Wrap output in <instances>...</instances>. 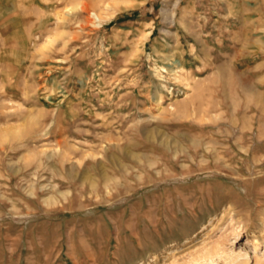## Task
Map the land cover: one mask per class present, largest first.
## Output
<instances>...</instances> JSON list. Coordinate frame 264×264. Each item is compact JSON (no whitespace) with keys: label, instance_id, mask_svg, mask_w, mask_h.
Masks as SVG:
<instances>
[{"label":"rangeland","instance_id":"rangeland-1","mask_svg":"<svg viewBox=\"0 0 264 264\" xmlns=\"http://www.w3.org/2000/svg\"><path fill=\"white\" fill-rule=\"evenodd\" d=\"M0 264H264V0H0Z\"/></svg>","mask_w":264,"mask_h":264},{"label":"bare ground","instance_id":"bare-ground-1","mask_svg":"<svg viewBox=\"0 0 264 264\" xmlns=\"http://www.w3.org/2000/svg\"><path fill=\"white\" fill-rule=\"evenodd\" d=\"M215 249V248H214Z\"/></svg>","mask_w":264,"mask_h":264}]
</instances>
